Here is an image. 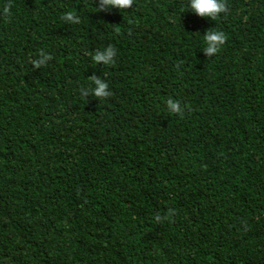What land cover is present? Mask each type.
Listing matches in <instances>:
<instances>
[{"label": "trees", "instance_id": "16d2710c", "mask_svg": "<svg viewBox=\"0 0 264 264\" xmlns=\"http://www.w3.org/2000/svg\"><path fill=\"white\" fill-rule=\"evenodd\" d=\"M226 4L0 0V264H264V0Z\"/></svg>", "mask_w": 264, "mask_h": 264}, {"label": "clouds", "instance_id": "9594fccd", "mask_svg": "<svg viewBox=\"0 0 264 264\" xmlns=\"http://www.w3.org/2000/svg\"><path fill=\"white\" fill-rule=\"evenodd\" d=\"M99 7L96 8L97 12H106L111 8L118 10H126L132 7L134 0H98ZM189 9L194 14L201 18H209L211 20H216L220 14L226 13L228 7L226 0H189ZM4 17H8L11 14L10 6H6L2 10ZM63 20L70 24H79L80 18L74 12H67L63 16ZM205 47L203 52L206 57L215 56L221 47L226 43L227 37L222 31L207 30L206 34L203 36ZM117 55L116 49L112 46L105 48L103 51H97L92 59L95 64L110 65L114 63V59ZM53 57L44 51L39 53V58L32 60L31 63L34 69H39L40 67L46 65L51 61ZM89 80L94 84V88L91 92L88 89H82V94L84 97L94 96L95 98H108L112 93L108 90V84L101 78L93 75ZM187 107V106H185ZM168 110L177 115H183L184 108L178 101L169 99L167 101ZM169 216L174 215V210L169 209ZM167 219V217H164ZM157 222L161 220L159 215L156 216Z\"/></svg>", "mask_w": 264, "mask_h": 264}]
</instances>
